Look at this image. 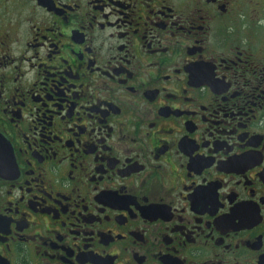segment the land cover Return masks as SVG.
Instances as JSON below:
<instances>
[{"label":"flooded vegetation","instance_id":"1","mask_svg":"<svg viewBox=\"0 0 264 264\" xmlns=\"http://www.w3.org/2000/svg\"><path fill=\"white\" fill-rule=\"evenodd\" d=\"M0 264H264V0H0Z\"/></svg>","mask_w":264,"mask_h":264}]
</instances>
